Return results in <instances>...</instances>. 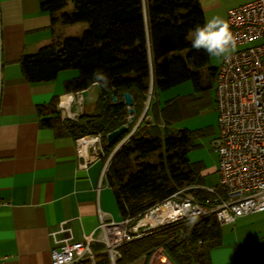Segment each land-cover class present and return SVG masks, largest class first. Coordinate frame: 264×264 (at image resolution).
Segmentation results:
<instances>
[{
	"label": "trees",
	"instance_id": "obj_1",
	"mask_svg": "<svg viewBox=\"0 0 264 264\" xmlns=\"http://www.w3.org/2000/svg\"><path fill=\"white\" fill-rule=\"evenodd\" d=\"M73 8L62 13L63 24L86 22L80 36H68L41 46L33 54L20 58L21 71L31 82L53 80L60 70L76 69L77 75L65 80V91L84 90L94 81L93 73H103L108 80L97 83L100 89L96 111L83 112L77 119H66L63 129L74 137L100 132L106 158L128 129L114 143H107L105 133L126 122L127 108L121 93L133 96L134 114H138L144 95L150 88L164 90L191 80L194 90L209 87L201 83L199 68L209 61V54L196 50L189 40L190 32L205 24L198 0H72ZM66 0H39L42 11L53 13ZM214 68L210 71L212 75ZM115 93V101L111 98ZM189 96L167 100L155 111V122L142 120L136 129L111 154L105 175L113 188L122 218L134 221L141 213L170 196L184 184L196 183L195 169L186 154L192 148L193 133L173 128L189 114ZM49 113L42 124L59 121L56 102L39 107ZM147 113L145 112V115ZM144 115V116H145ZM135 116V115H134ZM164 123L160 127L159 121ZM198 199L209 193L191 188ZM182 238L176 240L178 231ZM173 237L167 251L176 264H211L210 250L221 244V225L213 216L183 222L181 227L167 225L119 247L116 264H128L155 245ZM199 243V245H198ZM95 264H109L103 252L94 255ZM146 259L142 262L145 264ZM88 264V261L77 263Z\"/></svg>",
	"mask_w": 264,
	"mask_h": 264
},
{
	"label": "crops",
	"instance_id": "obj_2",
	"mask_svg": "<svg viewBox=\"0 0 264 264\" xmlns=\"http://www.w3.org/2000/svg\"><path fill=\"white\" fill-rule=\"evenodd\" d=\"M247 1L198 0L205 23L213 17L225 20L228 8ZM72 8V0H66L65 6L53 13L40 10L39 0H0L1 264H50L51 248L67 241L84 240L91 233L96 237L101 219H122L105 175L106 159L92 158L85 167H80L82 157L77 152L75 137L62 127L64 120L74 119L65 113L87 112L85 98L90 90L95 98L87 113L96 111L98 84L93 82L84 90L65 91L64 82L77 75L76 69L60 70L53 80L31 82L19 63L23 55L33 54L41 46L64 37L77 36L87 27L86 22L61 23V14ZM214 71L213 82L205 83L209 87L178 96L190 97L187 103L190 112L183 118L187 120L173 125L194 134L193 146L186 157L199 179L193 184L198 185H205V178L212 172L218 180L217 154L213 151L215 155H210L200 142L203 135H211V139L217 135ZM209 88L213 90L212 102L205 96ZM79 94L81 98L77 99ZM71 96L74 99L64 110ZM53 101L59 121L52 126L43 125L41 120L51 114L40 113L39 107ZM196 114L199 116L194 117ZM134 115L130 127L139 122L138 114ZM88 138L82 139L83 148L87 147ZM90 248L96 254L102 251L103 244L95 239Z\"/></svg>",
	"mask_w": 264,
	"mask_h": 264
},
{
	"label": "built area",
	"instance_id": "obj_3",
	"mask_svg": "<svg viewBox=\"0 0 264 264\" xmlns=\"http://www.w3.org/2000/svg\"><path fill=\"white\" fill-rule=\"evenodd\" d=\"M225 20L237 38V44L227 59L221 58L214 71L218 133L211 144L217 154L216 185L188 184L178 188L144 210L134 222L130 217L118 221L101 219L96 237L91 233L84 240L67 241L51 248L50 264L85 261L95 264V253L90 248V242L95 239L103 244L101 252L108 263L116 264L121 256V245L167 225L207 216H213L221 225L233 222L243 214L264 211V0H249L228 8ZM80 98L81 95H77V99ZM71 99L74 97L65 103L64 110ZM59 111L64 113L61 102ZM65 115L74 119L79 116L71 112ZM139 122L130 128L112 152L126 141ZM85 137H91L92 141L83 148ZM101 138L100 132L75 137L77 152L82 157L80 167H85L89 159L105 157ZM110 156L105 158L104 171ZM191 188L203 189L210 196L198 199L185 191ZM140 257L142 261L146 259L145 264H174L164 243L155 245L148 255L143 253Z\"/></svg>",
	"mask_w": 264,
	"mask_h": 264
},
{
	"label": "rangeland",
	"instance_id": "obj_4",
	"mask_svg": "<svg viewBox=\"0 0 264 264\" xmlns=\"http://www.w3.org/2000/svg\"><path fill=\"white\" fill-rule=\"evenodd\" d=\"M82 33V32H81ZM79 33L77 36H80ZM192 33L189 34V40H192ZM221 58H217L214 56L209 55V61L199 68V73L201 75V83L204 85L206 81L213 82V77L210 74V71L213 68H216L220 63ZM190 93H196L194 90V85L191 80L184 81L178 85L170 87L168 89L159 90L154 88L152 94H149V90L144 95V101L141 102V107L138 113L137 120L143 121L146 123H153L155 122V111H159L158 106L163 105L167 100L187 95ZM206 98H209L212 102L213 99V90L211 88L207 89L205 92ZM95 98L94 91L90 90L87 92L85 107L87 108V112L90 111L91 102ZM89 110V111H88ZM145 112L147 113L145 115ZM210 112V111H209ZM211 113V112H210ZM145 115V116H144ZM199 115H194L197 117ZM193 118V116L189 117ZM216 118V116H215ZM126 119H128V115H126ZM187 120L183 119L182 121ZM182 121H178L182 122ZM160 127L164 126V123L159 121ZM175 124H171L172 127ZM217 126V125H216ZM173 128H175L173 126ZM218 133V131H217ZM80 136V135H79ZM201 144L204 149L209 151L210 155H215L213 152L212 144H211V135H203L201 136ZM113 152L110 151L109 155ZM108 155V156H109ZM206 186H214L217 183V176L215 173H209L204 181ZM188 184H184L181 187H184ZM186 189L185 191H187ZM134 222V221H131ZM183 222H190V221H180L173 225H177L181 227ZM221 231H222V241L221 244L214 247L210 251V261L211 264H264V211L259 212H252L237 216L233 222L230 223H223L221 224ZM175 241H179L182 238V230L178 231ZM173 237L164 240L161 243L167 246L169 240ZM199 245V243H198ZM167 248V247H166ZM142 256V254L140 255ZM138 257L134 261L128 264H142V257ZM170 258L171 255L169 254ZM174 264V260L171 258ZM89 264V263H88ZM196 264V263H192Z\"/></svg>",
	"mask_w": 264,
	"mask_h": 264
},
{
	"label": "clouds",
	"instance_id": "obj_5",
	"mask_svg": "<svg viewBox=\"0 0 264 264\" xmlns=\"http://www.w3.org/2000/svg\"><path fill=\"white\" fill-rule=\"evenodd\" d=\"M237 38L230 29L229 23L220 18L213 17L203 26H197L192 33L191 46L196 50L204 49L210 56L227 59L235 50ZM94 81H103L102 86L108 84L107 77L97 71L93 73Z\"/></svg>",
	"mask_w": 264,
	"mask_h": 264
},
{
	"label": "water",
	"instance_id": "obj_6",
	"mask_svg": "<svg viewBox=\"0 0 264 264\" xmlns=\"http://www.w3.org/2000/svg\"><path fill=\"white\" fill-rule=\"evenodd\" d=\"M122 96V102L125 104L127 108V115L128 119L125 123H122L118 127L108 131L105 133V139L107 143H114L116 140L128 129L129 125H131L132 121L134 120V109H133V97L130 92L123 91L121 93ZM111 98L113 101H115V93L114 91H111ZM128 134V133H127Z\"/></svg>",
	"mask_w": 264,
	"mask_h": 264
},
{
	"label": "bare ground",
	"instance_id": "obj_7",
	"mask_svg": "<svg viewBox=\"0 0 264 264\" xmlns=\"http://www.w3.org/2000/svg\"><path fill=\"white\" fill-rule=\"evenodd\" d=\"M65 105V104H64ZM63 109V108H62ZM90 141H92L91 140V137H89L88 139H87V141H86V144L88 143V142H90ZM145 220V219H144ZM142 221V220H141ZM141 221H139V223L141 224L142 222Z\"/></svg>",
	"mask_w": 264,
	"mask_h": 264
}]
</instances>
